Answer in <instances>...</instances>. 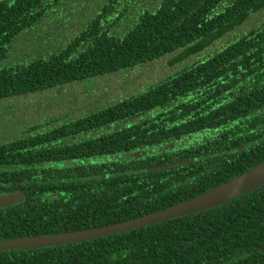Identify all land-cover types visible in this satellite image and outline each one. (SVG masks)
<instances>
[{"label":"trees","instance_id":"obj_1","mask_svg":"<svg viewBox=\"0 0 264 264\" xmlns=\"http://www.w3.org/2000/svg\"><path fill=\"white\" fill-rule=\"evenodd\" d=\"M262 9L264 0H0V105L168 54L187 62L74 117L19 133L0 126V192L24 194L0 210V241L123 221L264 160V18L202 54ZM38 24L55 36L50 50L33 46ZM25 43L31 57L14 60ZM0 264H264V183L145 227L0 251Z\"/></svg>","mask_w":264,"mask_h":264},{"label":"rangeland","instance_id":"obj_2","mask_svg":"<svg viewBox=\"0 0 264 264\" xmlns=\"http://www.w3.org/2000/svg\"><path fill=\"white\" fill-rule=\"evenodd\" d=\"M76 4V2L73 1ZM79 4V2H77ZM72 4L70 10L77 11ZM70 11V12H71ZM77 15L72 23H77ZM83 22L85 18L79 17ZM264 18V9L259 13L251 15L241 25L236 26L232 31L227 32L220 40L213 42L206 50L211 51L213 47H220L228 40H232L249 26L259 24ZM46 24H38L32 30L31 39L35 37L39 43H33L36 51H45L49 47L56 44L55 36L52 33L41 31ZM69 27V22H68ZM72 27V26H71ZM40 30V32H38ZM74 30V29H73ZM19 39L14 43L15 48L19 44ZM27 49V43L21 49L23 55L19 58H14L16 61H27L31 57V53L24 52ZM50 50V49H49ZM35 51V53H36ZM46 54V53H45ZM11 54L9 55L10 58ZM168 54L154 61H149L139 65L124 73H116L111 75L100 76L94 79H85L79 82L66 84L60 88L51 90L39 91L35 94L20 98L5 99L4 104L0 105V126L4 127V131L20 132L24 125L37 121L39 119H50L51 116H58L59 119L70 118L76 116L83 108L87 109L95 106H100L103 102L110 99H116L131 92H137L146 85L153 83L155 80L171 74L182 63L174 64V56ZM195 59L190 55L186 61ZM171 60V61H170ZM173 63L174 65L172 66ZM5 111H9L5 114ZM21 129V130H20ZM18 132V133H19ZM11 134V132L9 133Z\"/></svg>","mask_w":264,"mask_h":264},{"label":"water","instance_id":"obj_3","mask_svg":"<svg viewBox=\"0 0 264 264\" xmlns=\"http://www.w3.org/2000/svg\"><path fill=\"white\" fill-rule=\"evenodd\" d=\"M168 164L152 167L153 169L166 167ZM264 183V160L250 167L242 173L188 199L174 203L162 209L138 215L123 221L91 227L70 230L54 234L31 236L5 241L7 248H36L55 246L64 243H74L90 240L103 235H111L129 229L145 227L169 218L183 216L211 207L219 206L240 195L248 193ZM20 199L18 194L0 195V206H9Z\"/></svg>","mask_w":264,"mask_h":264},{"label":"flooded vegetation","instance_id":"obj_4","mask_svg":"<svg viewBox=\"0 0 264 264\" xmlns=\"http://www.w3.org/2000/svg\"><path fill=\"white\" fill-rule=\"evenodd\" d=\"M188 159H190V158H188ZM11 193H13V194H18L19 196H20V199H18L17 201H15V202H13L11 205H9V206H0V210L2 211V214H4V209H6V208H8V207H10V206H12V205H14V204H16V203H18L19 201H21L22 200V198L24 197V194H23V191L22 190H14V191H1L0 192V195H4V194H11ZM176 218V217H175ZM170 219V218H169ZM168 220V219H167ZM91 228V227H90ZM85 229V228H84ZM77 230V229H76ZM64 232V231H63ZM56 233H58V232H56ZM46 234H54V233H44V234H34V235H29V236H24V237H17V238H14V239H18V238H28V237H31V236H40V235H46ZM14 239H10V240H14ZM5 241H9V240H1L0 241V251H4V250H8V251H11V250H13V249H24V248H7V247H4L3 246V243L5 242ZM65 244V243H64ZM68 244H71V243H68ZM36 248H39V247H36ZM27 249H35V248H27ZM24 250H26V249H24Z\"/></svg>","mask_w":264,"mask_h":264}]
</instances>
